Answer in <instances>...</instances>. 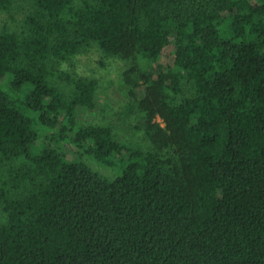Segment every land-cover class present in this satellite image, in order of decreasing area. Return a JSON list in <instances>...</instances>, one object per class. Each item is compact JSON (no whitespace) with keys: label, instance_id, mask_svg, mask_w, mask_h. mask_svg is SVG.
<instances>
[{"label":"trees","instance_id":"1","mask_svg":"<svg viewBox=\"0 0 264 264\" xmlns=\"http://www.w3.org/2000/svg\"><path fill=\"white\" fill-rule=\"evenodd\" d=\"M23 2L0 30V264H264V0L0 13ZM93 48L127 63L137 139L81 119Z\"/></svg>","mask_w":264,"mask_h":264},{"label":"rangeland","instance_id":"2","mask_svg":"<svg viewBox=\"0 0 264 264\" xmlns=\"http://www.w3.org/2000/svg\"><path fill=\"white\" fill-rule=\"evenodd\" d=\"M29 2L17 3L16 6L4 13H0V30H20L22 20L29 8ZM79 61L82 69L97 79V108L93 112H86L81 119L84 123L108 124L119 140L137 139L139 136L132 133L130 122L133 120L129 108L127 87L123 83L122 74L127 63L118 58L107 57L97 48L73 58ZM6 84V83H5ZM5 216L0 209V224Z\"/></svg>","mask_w":264,"mask_h":264}]
</instances>
